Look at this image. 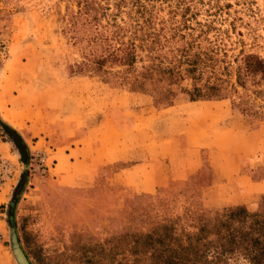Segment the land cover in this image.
<instances>
[{
  "label": "rangeland",
  "instance_id": "374dc122",
  "mask_svg": "<svg viewBox=\"0 0 264 264\" xmlns=\"http://www.w3.org/2000/svg\"><path fill=\"white\" fill-rule=\"evenodd\" d=\"M78 1L0 0V84L4 88L9 86L15 95L23 91L30 94L37 107L49 105L61 117L60 122H71L83 130L97 129L104 108L116 102L130 107L127 113L131 115L140 109L159 112L187 103L225 101L249 127L264 121V81L247 82L245 88L236 81L246 55L264 61V0H125L128 8L124 12L131 9L133 16L139 3L144 16L152 19L154 33L167 40L159 53L163 66L179 59L182 48L189 56H198L202 74L198 81L194 83L185 75L175 77L166 86L174 95L163 101L153 94L128 92L117 85L115 78L105 82L96 76L70 72L82 60L80 47L64 34L70 11L77 10ZM193 87L202 88L208 100L190 101L192 96L184 90ZM128 139L133 141V137ZM2 142L11 144L12 152L18 153L8 139ZM45 152L46 171L34 163L24 167L19 154L15 161L0 154L9 166V174L0 177V264H18L12 250V228L30 264H83L90 246L123 232L126 213L135 217L151 208L146 214L151 220L164 214L160 207L164 204L169 207L168 215L181 214L188 206L195 211H221L209 207L195 186L159 190L147 199L142 196L148 195L112 185L110 177L118 166L104 168L95 182L65 185L52 171L51 150ZM24 172V188L10 211L14 190ZM261 174L264 177V170ZM201 178V186L210 182L206 168ZM262 197L240 206L256 211Z\"/></svg>",
  "mask_w": 264,
  "mask_h": 264
},
{
  "label": "crops",
  "instance_id": "0c3cea01",
  "mask_svg": "<svg viewBox=\"0 0 264 264\" xmlns=\"http://www.w3.org/2000/svg\"><path fill=\"white\" fill-rule=\"evenodd\" d=\"M7 87L0 84L1 121L31 153L51 150L52 171L65 185L95 182L104 168L118 166L111 184L136 194L195 186L209 207L221 210L247 206L264 195V121L249 127L225 101L159 112L140 109L131 115L130 107L116 102L104 108L97 129L83 130L60 122L53 107H37L30 94L15 95ZM12 147L2 142L0 154L15 161L18 153ZM204 168L210 182L201 186Z\"/></svg>",
  "mask_w": 264,
  "mask_h": 264
},
{
  "label": "trees",
  "instance_id": "16d2710c",
  "mask_svg": "<svg viewBox=\"0 0 264 264\" xmlns=\"http://www.w3.org/2000/svg\"><path fill=\"white\" fill-rule=\"evenodd\" d=\"M76 7L75 12L70 11L64 34L80 47L82 60L70 72L89 74L105 82L115 78L117 85L128 92L153 94L160 101L174 95L166 86L175 77L185 75L195 83L202 75L198 56H189L184 48L180 49L183 54L179 59L163 66L159 53L167 40L162 41L161 34L154 33L152 19L144 16L139 3L135 16L131 9L123 11L128 8L125 0H81ZM236 81L242 88L247 82L264 81V61L246 55ZM184 91L192 96L190 101L208 100L202 88ZM0 127L21 163L27 165L29 149L21 136L1 120ZM25 175L14 190L10 211L24 188ZM160 207L164 214L151 220L146 216L151 208L135 217L126 213L123 232L90 246V255L83 258V264H264V197L256 211L235 206L212 213L188 206L181 214L168 215V205ZM138 218L145 220L135 223ZM127 224L138 225L133 228Z\"/></svg>",
  "mask_w": 264,
  "mask_h": 264
},
{
  "label": "built area",
  "instance_id": "2783aa9c",
  "mask_svg": "<svg viewBox=\"0 0 264 264\" xmlns=\"http://www.w3.org/2000/svg\"><path fill=\"white\" fill-rule=\"evenodd\" d=\"M1 120V119H0ZM2 140H7L6 135H4L2 128L0 127V143ZM48 155L45 151H37L34 153L29 152V167L33 165L37 166V168L41 169L43 171H46L48 169L46 165ZM9 174V166L5 162V160H2L0 158V177Z\"/></svg>",
  "mask_w": 264,
  "mask_h": 264
},
{
  "label": "water",
  "instance_id": "95a60500",
  "mask_svg": "<svg viewBox=\"0 0 264 264\" xmlns=\"http://www.w3.org/2000/svg\"><path fill=\"white\" fill-rule=\"evenodd\" d=\"M24 167H27V165H24ZM12 231V250L14 257L18 264H30L29 260L25 256L24 252L22 251L17 239L16 234L14 233V229H11Z\"/></svg>",
  "mask_w": 264,
  "mask_h": 264
}]
</instances>
